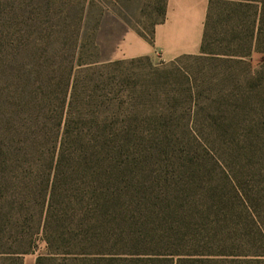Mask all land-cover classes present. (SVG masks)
<instances>
[{
    "label": "trees",
    "instance_id": "obj_1",
    "mask_svg": "<svg viewBox=\"0 0 264 264\" xmlns=\"http://www.w3.org/2000/svg\"><path fill=\"white\" fill-rule=\"evenodd\" d=\"M216 16L218 24L229 18L253 29L215 28ZM263 18L264 0H209L201 53L174 62L193 58L209 68L242 63L255 39L264 54L263 30L256 32ZM224 39L230 49H213ZM142 57L150 60L0 53V264H21L19 254L34 248L40 231L48 253L36 264H264V234L255 218L260 205L229 177L227 192L204 187L189 202L179 198L188 207L178 232L171 227L176 239L129 236L128 175L136 173L140 127L131 86L143 77L125 65ZM159 74L144 80L154 84L164 77ZM8 240L20 248L8 247Z\"/></svg>",
    "mask_w": 264,
    "mask_h": 264
},
{
    "label": "rangeland",
    "instance_id": "obj_2",
    "mask_svg": "<svg viewBox=\"0 0 264 264\" xmlns=\"http://www.w3.org/2000/svg\"><path fill=\"white\" fill-rule=\"evenodd\" d=\"M163 15L164 0H0V53L16 51L20 58L70 54L104 63L116 51H129L132 32L150 38ZM217 17L215 28L234 27L238 33L245 25L253 29L249 22L235 24L229 18L218 24ZM257 25L264 43V18ZM253 45L242 63L214 68L193 58L165 63L142 57L125 65L143 77L142 86H131L140 110L136 173L128 175L133 184L127 197L132 239H176L171 227L178 232L188 207L179 198L187 196L189 202L204 187L227 192V177L257 199L256 229L264 234V54L257 51L258 39ZM212 47L228 49L229 43ZM152 71L165 78L154 84L144 80L151 79ZM45 237L43 231L34 237V248L19 254L21 264H36L40 254L48 253ZM8 241V247L20 248Z\"/></svg>",
    "mask_w": 264,
    "mask_h": 264
},
{
    "label": "crops",
    "instance_id": "obj_3",
    "mask_svg": "<svg viewBox=\"0 0 264 264\" xmlns=\"http://www.w3.org/2000/svg\"><path fill=\"white\" fill-rule=\"evenodd\" d=\"M209 0H164V15L150 38L131 33L134 44L109 60L149 56L165 63L201 53ZM126 46V45H125Z\"/></svg>",
    "mask_w": 264,
    "mask_h": 264
}]
</instances>
